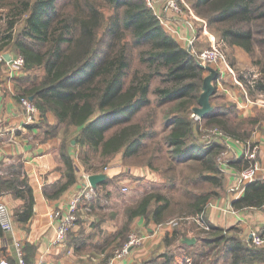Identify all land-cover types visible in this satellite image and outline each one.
<instances>
[{"label": "trees", "instance_id": "16d2710c", "mask_svg": "<svg viewBox=\"0 0 264 264\" xmlns=\"http://www.w3.org/2000/svg\"><path fill=\"white\" fill-rule=\"evenodd\" d=\"M184 1L196 16L217 31L218 41L239 45L252 53L254 41L258 39L255 36H264V0ZM17 6L15 15L24 14L23 34L15 39L2 36L0 51L7 47L24 57L26 75L20 81L26 86L20 87L18 97L32 96L31 101L42 113L51 110L56 117L55 127L74 128V140L86 167H89L87 150L102 157L121 149L124 156L137 151V145L145 137L143 131L133 130V135L128 134L127 127L112 134L107 131L116 124L131 121L142 106L150 103L151 80L158 77L160 83L152 88L156 100L172 104L164 115L167 132L163 139L169 152L177 161H203L202 166L213 172L209 177L203 175L205 179H212L222 189L219 158L225 146L220 140L195 142L199 121L190 116L191 108L198 101L206 68L167 32L144 0H20ZM106 9L110 12L106 13ZM14 22L10 21V28ZM260 44L264 56V37ZM259 63L264 74V62ZM36 67L43 69L40 76L32 70ZM256 89L264 93V80L256 81ZM215 93L216 90L211 98ZM232 112L237 113L235 103H230L228 108L213 106L201 119L206 125L214 126L211 128L228 135H242L241 141H247L245 138L256 118L230 119ZM243 127L246 130L241 133ZM51 129L54 133V128ZM240 160H244L245 166L248 164L243 156ZM67 166L72 179L64 188L74 181L69 160ZM107 182L105 179L97 186ZM3 187L15 189V195L24 198L25 214L29 216L33 195L27 179L14 174L4 176L0 178V190ZM216 194L214 190L198 193L189 203L188 215L201 213ZM150 202V196L143 197L129 210L128 221L135 215L151 214L149 218L159 223L166 205L151 207ZM262 203L264 179L258 177L246 184L243 195L233 205ZM225 245L236 259L247 256L264 259L263 252L234 238L225 240ZM162 256L139 264H170L168 260L158 261Z\"/></svg>", "mask_w": 264, "mask_h": 264}, {"label": "crops", "instance_id": "0c3cea01", "mask_svg": "<svg viewBox=\"0 0 264 264\" xmlns=\"http://www.w3.org/2000/svg\"><path fill=\"white\" fill-rule=\"evenodd\" d=\"M167 16L172 21H180L170 13ZM178 28L181 34L187 36L185 22ZM177 38L180 44L185 42L178 36ZM4 53H9L11 59L18 52L6 47L0 51V55L3 56ZM9 60L4 56L0 60V178L11 177L13 174L25 177L32 188L33 202L31 213L26 216L24 198L16 196L15 189L3 187L0 190V201L8 206L12 218L10 230L0 227V259L4 258L10 264L17 263L14 245L17 240L22 246L25 264H35L40 259H44L46 264H113L111 260L114 253L105 255L107 250L101 243V236L116 230L120 222H117L119 212L117 209L109 213L99 210L98 202L102 197L97 188H106L109 199L118 198L112 189V181L124 169L112 166L108 171H96L105 173V179L109 182L97 186L102 180L93 187L91 197L79 204L78 219L70 227L65 239L52 243L54 230L49 213L65 207L70 197L84 183L83 176L94 171L87 168L80 159V147L74 140V128L65 130L63 125L55 127L56 117L51 110L42 113L36 106L33 121L24 123L18 95L20 87L26 86L20 81L26 75V70L23 66L20 72L10 75L7 66ZM226 76L222 79H226ZM233 80L238 82L237 79ZM239 85L241 86L240 83ZM224 92L237 108V113L229 114L230 119L256 118L245 139L259 147L258 161L262 168L255 178L264 179V105L238 96L237 90L226 88ZM31 98L29 96L30 100ZM211 101L210 97L213 109ZM51 128H54V133ZM244 130L246 127L240 132L244 133ZM219 132L218 140L225 146L220 153L223 161L219 166L224 181L220 192L210 198L201 213L184 217L193 220L192 226L155 223L154 220L146 222L144 216L135 215L132 223L136 233L144 236L143 241L131 247L117 264H139L159 255L163 256L158 261L168 260L170 264H264V259L259 260L256 256L236 259L225 245V240L234 238L243 245L257 248L264 255V245L252 244L250 237L251 230L259 231L264 227V203L259 206L233 205L245 190V187L237 186L235 181V175L245 166L244 160H240L243 145L239 141L244 138L242 135L240 137ZM67 160L71 162L74 181L64 188L72 179L68 175ZM188 238L190 240L186 241Z\"/></svg>", "mask_w": 264, "mask_h": 264}, {"label": "rangeland", "instance_id": "374dc122", "mask_svg": "<svg viewBox=\"0 0 264 264\" xmlns=\"http://www.w3.org/2000/svg\"><path fill=\"white\" fill-rule=\"evenodd\" d=\"M19 1L20 0H0V38L4 35H8L15 39L17 35L20 36L23 34L22 32L24 31V28H22V26L24 14L15 15V12H18L19 10L17 6ZM67 1L68 0H66V2ZM182 3H180V5L184 8V16L182 15V11L178 14L179 12L170 7L167 0H159L157 4V13L160 14L161 21L167 25L164 26L162 23L163 26L168 31L172 32L171 35L177 41L178 35H176V33L173 34L170 27L174 28L181 27V24L184 25L185 16L187 18L186 20H192L193 18L188 10L190 7L184 2ZM14 6L17 8H14ZM190 11L198 18V20L193 19L198 26L197 33L202 32L201 36L197 35L195 37V41L191 45L193 50L195 49L199 51L210 47L214 41L226 56V60L220 61L219 65L223 66V77L227 74L228 77L226 76V79L217 81V78L219 77L217 73L216 81L213 80L214 86L219 88L216 90L214 97L211 98V102H213L214 106H218L219 108L225 106L228 108L229 104L232 103L231 100L227 99L229 96L224 92L226 88H228V90H237L238 92L236 94L238 96H241L242 98L247 97V100L249 98L251 102H260L264 105V93H261L256 89V81L264 80V74L261 72L262 65L259 63L260 61L264 62L263 47L260 44L261 38L264 36L257 34L255 37L258 39L254 41L252 53L247 52L239 45H230L224 40L218 41L217 38L219 35L217 31L213 27L206 25L204 20L196 16L192 8H190ZM109 12L110 10L106 9V13ZM167 13L177 17L180 21H172L170 16H167ZM12 20H15V22L13 27L10 28L9 24ZM200 27L201 30H199ZM181 45L191 51L192 55L194 54L192 48L188 47V43L183 42ZM135 50H137V48H134V51ZM136 64L137 63L135 62L134 65ZM205 65L215 67L213 64ZM32 70H34V73L38 76L43 73L42 67H36ZM205 70L206 71L203 73L204 76L208 73V70ZM230 76L233 79H237L241 86ZM159 83L160 78L158 77L151 80L148 93L150 103L142 106L132 117L131 121L116 124L107 131L108 134H112L123 127H127L126 129L130 130L128 134L131 135H133L131 132L133 130L139 132L143 131L145 137L143 138L142 143L137 145V151L135 153L124 156L123 150L121 149L116 153L102 157L97 152L93 153L92 151L87 150L86 158L90 170L102 169L108 171V168L112 166L122 167L124 169L119 172L112 181V189L114 190V194L116 193L118 195V198L111 197V199H109L108 190L106 191V188H97L98 194H101L102 197L98 202L100 205L99 210L109 213L113 212V209H117L119 212L117 222H120L116 230L105 236H101V243L104 244V249L107 250L105 255L106 253L107 255L115 253L125 243L129 234L136 233L132 220L128 221V215L130 213L129 210L133 209L143 197H151V207L155 205H166L161 213L160 222L192 226L193 220H187L184 218L189 214V203L200 192L214 190L218 193L220 190L219 187L215 186L212 179L206 180L203 176L208 175L209 177V175L213 174V172H210V170L205 169L202 166L203 161L194 159L177 161L169 152V148L163 139V136L167 132L164 123V115L172 107V104L167 102L159 103L156 100L157 97L153 93L152 88ZM194 115L196 114H193L192 111L190 116L194 120H200L194 134L196 138L195 142L205 144L208 141L214 140L215 137L206 136L209 133V128L214 126L206 125L205 121L201 118L195 119ZM71 128L72 127H68L67 130H70ZM239 141L243 145L242 156L244 158V148L248 142ZM220 159H222V157H220L219 160ZM123 187H126V189H123ZM100 189L103 190L99 191ZM149 216H151V214H148L145 217L146 222L152 220Z\"/></svg>", "mask_w": 264, "mask_h": 264}, {"label": "built area", "instance_id": "2783aa9c", "mask_svg": "<svg viewBox=\"0 0 264 264\" xmlns=\"http://www.w3.org/2000/svg\"><path fill=\"white\" fill-rule=\"evenodd\" d=\"M146 5L152 9L161 24L163 23L161 21L160 14H158V1L159 0H144ZM170 7H172L175 11L183 12L184 16V8L180 3L184 2V0H167ZM180 2V3H179ZM183 4V3H182ZM190 15L193 17L192 20H186L185 18V27L187 28V36L186 34H181V31H179L178 27H170V29L173 31V34L176 33L178 37L182 40H184L186 43H188V47L192 48L191 45L195 41V37L197 36V23L193 20H198L197 17L194 16V14L190 11V8H188ZM164 24V23H163ZM162 24V25H163ZM164 26H167L164 24ZM163 26V27H164ZM165 28V27H164ZM166 29V28H165ZM167 30V29H166ZM168 31V30H167ZM168 33L172 34V32L168 31ZM193 50V48H192ZM194 51V58L197 62L201 64H213L218 73L217 81H220L223 78V66H220V61L226 60L225 53L221 51L220 47L215 44V42H212V45L210 47L204 48L202 50H193ZM3 59V56L0 55V60ZM8 70L10 75H13L16 72H20L23 69L24 66V57L19 53L15 54L7 63ZM19 103L23 110L24 115V123L33 121L37 107L34 105V103L28 98V97H20ZM194 114V113H193ZM195 119H198V115H194ZM208 134L206 136L208 137H215L214 140L220 139V132L216 128H209ZM246 144V147L244 148V158L248 161V164L241 168L237 174L235 175V181L237 186L240 188H244L245 185L249 182H251L257 175V172L262 168L260 163L257 161V154L259 147L257 144L253 142H249ZM223 159L219 160V164H221ZM88 174H85L83 176L84 183L82 184V188H79L68 200L67 204L63 208H57L52 210L49 213L50 223L51 227L54 230V237L52 239V243H58L65 239L66 234L68 233L70 227L77 221L78 219V207L79 204L82 201H85L86 199H89L91 197L93 187L90 185L88 179ZM125 189V188H124ZM0 227L4 230H10L12 228V218L11 213L9 211L8 206L0 201ZM250 237L252 244L256 246H262L264 245V227L257 231V230H251L250 231ZM144 236L142 234L138 233H131L129 234L127 240L125 243L113 254L111 263L117 264V261L122 259L124 255H126L129 252V249L133 246L139 245L142 243ZM15 250H16V258L17 263L16 264H25L24 260V252L22 250V246L19 241H14ZM0 264H10L8 260L1 258ZM36 264H46L44 259H40Z\"/></svg>", "mask_w": 264, "mask_h": 264}, {"label": "water", "instance_id": "95a60500", "mask_svg": "<svg viewBox=\"0 0 264 264\" xmlns=\"http://www.w3.org/2000/svg\"><path fill=\"white\" fill-rule=\"evenodd\" d=\"M3 56L6 60H9L11 57L9 53H4ZM199 64L208 70L207 75L203 77L202 90L199 94L197 105L192 107L193 113L201 118L212 109L210 97L216 90L213 80L217 78V71L216 69H214V67H211L209 65H204L201 63ZM105 178L106 174L102 172L90 173L87 177L92 187H96L97 183L104 180ZM185 240L189 241L190 239L188 238Z\"/></svg>", "mask_w": 264, "mask_h": 264}]
</instances>
